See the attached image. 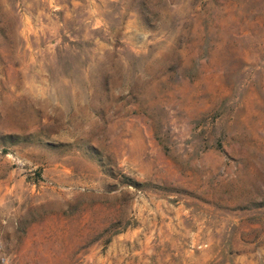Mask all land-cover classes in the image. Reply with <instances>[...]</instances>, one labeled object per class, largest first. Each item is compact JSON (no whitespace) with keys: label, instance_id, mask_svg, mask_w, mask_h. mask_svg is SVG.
Segmentation results:
<instances>
[{"label":"rangeland","instance_id":"rangeland-1","mask_svg":"<svg viewBox=\"0 0 264 264\" xmlns=\"http://www.w3.org/2000/svg\"><path fill=\"white\" fill-rule=\"evenodd\" d=\"M0 264H264V0H0Z\"/></svg>","mask_w":264,"mask_h":264}]
</instances>
